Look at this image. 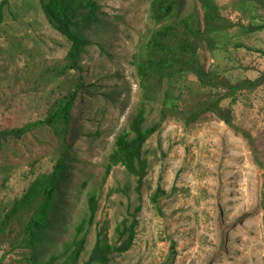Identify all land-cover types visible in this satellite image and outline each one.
Masks as SVG:
<instances>
[{"label": "rangeland", "instance_id": "374dc122", "mask_svg": "<svg viewBox=\"0 0 264 264\" xmlns=\"http://www.w3.org/2000/svg\"><path fill=\"white\" fill-rule=\"evenodd\" d=\"M96 3L98 20L87 31L89 43L78 60L81 86L66 134L68 180L59 188L60 210L66 198L70 227L86 210L88 194L97 195L98 210L80 264L87 261L100 228H106L110 243H117L116 225L138 204L133 246L113 254L109 264H264V84L253 93L237 95L230 105L232 127L212 113L202 114L190 126L180 119L164 121L143 147L148 170L139 199L136 180L123 167H113L106 178L104 174L115 137L127 130L139 107L141 92L131 58L150 27V0ZM224 16L238 19L229 7ZM231 33L228 50L218 51L216 59L204 54L205 69L217 60L233 83L260 77L264 32L238 37L234 27ZM238 42L244 46L237 47ZM69 48L48 24L39 0H9L0 24V129L46 118L62 91L61 80L69 82L46 70L63 64ZM150 108L148 123L156 120L158 105ZM58 151L52 129L45 126L3 145L0 214L39 174L52 171ZM158 186L163 194L155 205L151 198ZM70 232L68 227L65 234L62 231L60 241H67ZM18 258L12 254L4 264Z\"/></svg>", "mask_w": 264, "mask_h": 264}, {"label": "trees", "instance_id": "16d2710c", "mask_svg": "<svg viewBox=\"0 0 264 264\" xmlns=\"http://www.w3.org/2000/svg\"><path fill=\"white\" fill-rule=\"evenodd\" d=\"M8 2L0 3V24ZM39 5L48 24L70 44L64 63L46 71L72 83L61 80L62 91L48 107L43 121L21 128L0 129V151L7 141L22 139L42 126L52 129L59 146L52 171L39 174L24 194L13 199L0 214V264L16 253L17 261L10 259L8 264H80L98 210L97 195L95 191L88 194L86 210L70 227L66 198L65 209L60 210L59 188L63 179L68 180L66 134L81 86L78 60L89 43L87 31L97 23L99 7L96 0H39ZM228 7L236 12V22L224 16ZM148 22L150 27L145 39L131 58L141 92L139 107L129 120L127 130L115 137L104 174L106 178L113 167H123L127 175L135 178L139 199L148 170L143 147L164 121L180 119L190 126L202 114L212 113L232 127L230 105L236 102L237 95L253 93L264 84V73L255 79L243 77L233 83L230 76L219 70L217 60L210 70L205 69L203 62L206 52L216 59L218 51L228 50L234 27L238 29V37L264 32V0H190V3L188 0H150ZM236 46L244 44L238 42ZM71 70L74 72L70 73ZM225 101L228 105L223 104ZM157 105V118L148 123V111ZM244 137L257 152L250 135L246 133ZM260 166L264 169L261 163ZM262 178L260 207L264 222V173ZM162 194L158 186L151 202L157 205ZM140 210L141 205H136L116 225V244L109 242L106 228H100L83 264H109L113 254L129 251L135 240ZM67 227L71 229L70 237L60 241L59 235L62 231L65 234Z\"/></svg>", "mask_w": 264, "mask_h": 264}]
</instances>
